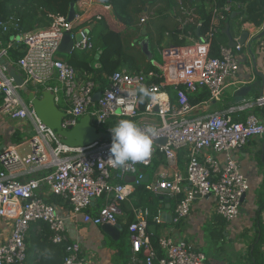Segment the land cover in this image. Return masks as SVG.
<instances>
[{
    "label": "built area",
    "instance_id": "built-area-1",
    "mask_svg": "<svg viewBox=\"0 0 264 264\" xmlns=\"http://www.w3.org/2000/svg\"><path fill=\"white\" fill-rule=\"evenodd\" d=\"M206 1L211 3V16L203 35L194 40L190 32L192 27L195 31L201 27L196 7L175 0L170 14L179 25L178 38L191 44L157 48L163 61L157 67L159 73L146 76L142 72L116 71L101 93L96 91L93 81H79L70 65L55 60L63 36L74 35V24L83 22L82 16L93 7V0L77 1L71 22L59 18L47 31L16 37L15 42L24 46L16 64L24 84L43 86V90L53 93L56 104L62 101L64 129H71L88 115L98 131L112 136L110 128L100 130L109 120L117 123L120 119L143 118L137 123L141 129L154 125L159 135L153 138L147 157L124 166L108 160L112 142L101 140L86 147H68L38 119L0 67V116L21 121L31 129L20 143L0 150V218L10 222V233L0 242V264H27L26 239L34 224L47 227L52 244H66L62 264H85L80 245L68 238L66 220L95 227L119 225L121 204L130 203L135 187L140 184L153 194L166 192L172 199L182 196L174 205V224L187 218L193 202L204 197L214 199L215 214L224 221L230 222L239 216L248 183L233 153L253 138L264 139V95L237 108L258 109L261 117L250 113L242 122H232L218 114L194 116L197 107L218 102L228 82L236 79L237 57L243 50L238 44L219 45L217 56H210L212 42L228 21L232 5L227 2L219 6L215 0ZM103 6L104 13L110 12V7ZM88 18L84 20L86 25L104 20L102 14ZM144 22L145 18H141L140 24ZM89 48L88 37L81 34L74 50ZM2 56L6 57V49L2 50ZM153 78L161 82L156 84L151 81ZM140 86L154 94L153 100L146 99L142 112L137 93ZM167 87L175 91L173 102L165 91ZM199 88L207 90L208 100L192 106L188 95ZM97 93L100 96L95 101ZM160 139L165 140L163 145L156 144ZM180 150L186 154L184 171L177 168ZM158 155L164 159L165 170L157 173L152 182L142 183L144 170L152 166ZM129 177L133 181L125 182ZM49 198H56L66 206L65 217L58 213L57 205L47 201ZM97 201V210L92 213L90 209ZM130 207L133 220L126 227L130 248L128 264H207L205 255L187 242L163 236L153 246L148 222L158 224V216H151L147 209Z\"/></svg>",
    "mask_w": 264,
    "mask_h": 264
},
{
    "label": "trees",
    "instance_id": "trees-1",
    "mask_svg": "<svg viewBox=\"0 0 264 264\" xmlns=\"http://www.w3.org/2000/svg\"><path fill=\"white\" fill-rule=\"evenodd\" d=\"M78 0H0V45L6 49V59L16 68L17 61L22 57L24 46L17 44L15 39L18 35H30L40 31L50 29L55 20L66 18L69 5L77 3ZM105 6L113 11L116 21L121 23L125 29L124 32H116L108 28L103 20L97 21L96 26L89 31L88 42L90 48L86 50H74L68 57L67 64L70 65L76 73L77 79L81 82L93 81L97 85L96 91L101 93L108 86V78L119 70H126L132 74L139 72L146 76L149 73H159L156 64L161 58L155 54L159 47H183L185 40L179 39V25L175 18L171 16L170 10L175 6V0H99ZM185 4H192L196 7V13L201 21L199 35L207 30L211 16V3L206 0H183ZM219 6L229 2L232 5V11L237 15L232 19L229 16V32L231 36L240 34L243 24H249L256 29L264 26V0H215ZM145 18L141 25L140 19ZM5 28V29H4ZM221 30L214 38L210 56H217L218 46L225 45L226 36ZM144 32L145 38L149 41V47L152 60H148L141 53L136 42L130 43L127 35L133 37L141 36ZM194 40H197L195 29L190 28ZM157 58V59H156ZM156 63V64H154ZM94 64H97L94 66ZM152 82L159 84L160 79H151ZM181 88V87H180ZM29 91L36 92L37 98L41 97L43 86H28ZM170 100L174 101L175 91L173 88H165ZM22 100L27 103L25 94L20 93ZM190 105L198 106L208 100V92L204 88H199L195 93L188 95ZM144 103L139 104L140 112L143 111ZM59 109L64 110V105L60 100L57 103ZM136 120V119H135ZM133 120V121H135ZM116 125L114 120H109L100 130L105 131ZM15 135L12 141L15 140ZM103 141L112 142V136ZM1 143V135H0ZM163 160V159H162ZM178 196L176 201L181 200ZM55 198H49L47 201L52 203ZM132 203L134 208L149 210L151 216H158L161 197L159 194H153L145 190V186L140 184L135 187ZM258 211L264 209V183L258 191ZM121 204L122 215L118 218L123 233L126 232L127 224L133 220L131 207ZM122 220L125 224H121ZM155 225L152 220L148 222ZM39 228V232L26 239L27 256L29 254L30 264H62L65 257L66 244H52L50 232L43 224H34L31 230ZM30 230V232H31ZM29 232V233H30ZM150 240L153 246L156 245L155 234L149 232ZM256 251V252H255ZM258 249L251 252V261L258 264L260 256Z\"/></svg>",
    "mask_w": 264,
    "mask_h": 264
},
{
    "label": "crops",
    "instance_id": "crops-1",
    "mask_svg": "<svg viewBox=\"0 0 264 264\" xmlns=\"http://www.w3.org/2000/svg\"><path fill=\"white\" fill-rule=\"evenodd\" d=\"M104 4L99 0H93V7L88 9V14H83V22L76 23L74 35L85 29H93L96 22L93 21L86 25L84 20L88 17H93L102 14L105 24L113 31L126 33L125 27L115 20L114 14L110 12L104 13ZM77 11V10H76ZM232 13H234L232 11ZM231 13V14H232ZM231 16V15H230ZM89 19V18H88ZM142 25V24H141ZM90 29V30H91ZM249 32V39L260 33L261 29H256L249 24H243L241 30ZM89 30V31H90ZM230 31V30H229ZM241 32V31H240ZM230 34V32H229ZM231 36V34H230ZM143 37H133L128 34L127 39L130 43L138 41ZM234 40L239 38V34L234 37ZM227 44V39L225 45ZM1 51L5 50L1 46ZM251 52L255 59L253 62L252 56L248 53L246 45L238 54L239 69L235 80L228 82L229 85L223 91L222 97L218 102L209 103L208 107L199 106L194 111L195 117H205L211 114L222 115L230 119L232 122H242L244 118L254 113L261 117V112L258 109L238 110L237 108L244 103L234 105L233 93L244 87H250V91L246 97V102H252L260 97L261 88L264 95V86L259 75L263 76L264 66L262 64L264 53V38L251 45ZM156 64V63H154ZM163 64L162 59L156 66ZM97 64H94V66ZM256 67V70L254 69ZM18 70V68L16 67ZM158 70V69H157ZM143 121V118L135 120L136 123ZM31 129L21 121H13L8 117L0 116V145H16L21 142V138L30 133ZM15 140L12 141L15 135ZM233 157L240 167V171L246 178L248 190L242 202L239 216L226 222L215 214V201L212 197L197 198L190 208V213L187 218L178 224L173 223V209L175 201L168 197L167 194H159L161 197L159 204L158 219L159 223L150 225L152 234H155V239L167 236L175 241H184L191 244L193 247L201 251L207 260V264H254L251 261V252L254 247L258 249L260 260L258 264H264V209L258 211V191L264 183V139L253 138L249 140L246 146L233 153ZM158 155L152 163V166L144 170L148 182H152L157 173L165 170L164 159ZM186 163L185 151L180 150L177 160V168L184 171ZM169 171V170H166ZM128 179L132 180V177ZM56 200V199H55ZM53 200V204L57 205V211L65 217L67 208L58 200ZM132 197L129 200L132 203ZM130 203L123 205L128 206ZM99 201L92 206L90 211L94 213L97 210ZM122 210H121V215ZM67 235L70 241L77 242L81 247V252L85 258V264H128L129 258V241L126 232L119 235L117 242H113L105 236L100 227L83 225L73 220L67 219L66 222ZM121 224H125L122 220ZM120 226V225H119ZM121 227V226H120ZM148 227V228H149ZM39 228L30 229L28 238L31 233L35 235ZM10 233V222L5 218H0V242L7 239ZM124 238V240H123ZM27 246V242H26ZM256 252V251H255ZM29 254L27 256V264H30Z\"/></svg>",
    "mask_w": 264,
    "mask_h": 264
},
{
    "label": "water",
    "instance_id": "water-1",
    "mask_svg": "<svg viewBox=\"0 0 264 264\" xmlns=\"http://www.w3.org/2000/svg\"><path fill=\"white\" fill-rule=\"evenodd\" d=\"M76 13V4L71 3L69 5L68 14H67V22H71ZM110 13L113 14L112 9L110 8ZM237 13H232L231 18L233 19ZM230 23L226 21L224 24V29L222 33L226 36L227 46L234 47L236 44L245 46L248 53L252 56L253 62L255 64V59L251 52V45L256 43L260 39L264 38V26L261 29L260 33L256 36L249 39V32L247 30L242 29L239 38L235 41L229 34ZM91 29V27H90ZM83 30L81 33H77L75 35L65 34L60 42V45L57 50V54L55 56V60L67 63L68 57L74 50L75 43L81 41V34L85 37H88L89 30ZM197 37H199L198 29L195 31ZM137 44L141 50V53L147 57L148 60H152V55L149 47V41L145 38V34L143 32V37L137 41ZM0 67L3 69L5 74L9 79H11L14 85L18 88L19 94H25L27 104H29L32 110L35 112L38 119L49 129L54 131L57 136L61 138V142L71 148H81L89 146L95 142L105 140L110 138L108 134L100 132L94 127L91 123L90 117L88 115L82 117L78 123L72 127L71 129H64L62 127V120L65 118V113L58 108L54 101L53 93L48 90L41 91V97L37 98L36 92L29 91L28 87L24 84L21 73L13 67L10 62L2 56V51L0 47ZM256 70V67L254 66ZM262 80V87L264 86L263 76L259 75ZM262 88L260 96H262ZM250 91V87H244L236 90L233 93V101L234 105H238L241 103H245L246 97ZM99 94H95L94 100H98ZM165 143L164 139H160L156 141V144L163 145ZM3 145H0V150ZM130 179H125V182H132ZM142 183L147 184L148 179L147 176H144ZM166 192H161V194H165ZM244 197L242 198V202ZM169 217L173 216L169 214ZM101 232L110 238L113 242H117L119 239V235L122 232V228L119 225H102L100 227ZM151 231V228H148Z\"/></svg>",
    "mask_w": 264,
    "mask_h": 264
},
{
    "label": "clouds",
    "instance_id": "clouds-1",
    "mask_svg": "<svg viewBox=\"0 0 264 264\" xmlns=\"http://www.w3.org/2000/svg\"><path fill=\"white\" fill-rule=\"evenodd\" d=\"M138 102L153 100L154 94L145 86L137 89ZM57 105V104H56ZM112 143L109 161L116 166H124L129 161H141L150 154L153 138L159 135V129L154 125L143 130L133 120L120 119L110 128Z\"/></svg>",
    "mask_w": 264,
    "mask_h": 264
},
{
    "label": "rangeland",
    "instance_id": "rangeland-1",
    "mask_svg": "<svg viewBox=\"0 0 264 264\" xmlns=\"http://www.w3.org/2000/svg\"><path fill=\"white\" fill-rule=\"evenodd\" d=\"M185 42H186V45H190L191 44V42H189L188 40H185ZM155 54H156V56L158 57V58H160V56H159V54L157 53V51L155 52ZM157 59V58H156ZM81 119V118H80ZM79 119V120H80ZM56 199V198H55ZM56 200H58V199H56ZM55 200V201H56ZM127 239H128V237H127ZM123 240H124V238H123Z\"/></svg>",
    "mask_w": 264,
    "mask_h": 264
}]
</instances>
